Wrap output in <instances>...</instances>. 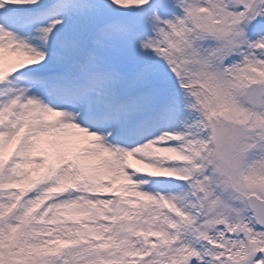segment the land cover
Wrapping results in <instances>:
<instances>
[{
    "label": "snow or ice",
    "instance_id": "snow-or-ice-1",
    "mask_svg": "<svg viewBox=\"0 0 264 264\" xmlns=\"http://www.w3.org/2000/svg\"><path fill=\"white\" fill-rule=\"evenodd\" d=\"M0 264H264V0H0Z\"/></svg>",
    "mask_w": 264,
    "mask_h": 264
}]
</instances>
